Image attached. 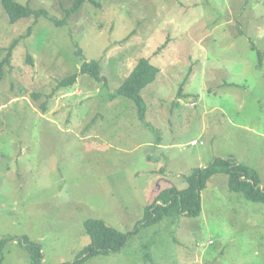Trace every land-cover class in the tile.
<instances>
[{
    "label": "rangeland",
    "instance_id": "1",
    "mask_svg": "<svg viewBox=\"0 0 264 264\" xmlns=\"http://www.w3.org/2000/svg\"><path fill=\"white\" fill-rule=\"evenodd\" d=\"M15 1L62 20L74 0ZM32 22L11 25L0 1V61L18 40L0 80V264H30L24 238L44 264L72 263L87 220L134 232L158 193L217 157L264 189V0H85L64 26L42 17L20 40ZM142 58L159 69L144 121L116 96ZM93 60L107 89L79 75ZM142 223L122 251L82 264H264V205L225 175L197 218Z\"/></svg>",
    "mask_w": 264,
    "mask_h": 264
},
{
    "label": "trees",
    "instance_id": "2",
    "mask_svg": "<svg viewBox=\"0 0 264 264\" xmlns=\"http://www.w3.org/2000/svg\"><path fill=\"white\" fill-rule=\"evenodd\" d=\"M1 7L8 16L11 25L16 24L19 20L32 18V24L27 31L19 39H28L42 17L49 19L56 27H62L67 23V19L72 14L77 13L82 7L85 0H74L72 6L65 9V18L62 20L53 19L44 9H34L29 4L22 5L15 0H0ZM18 40H15L7 49L6 56L0 61V80L3 76L5 66H10L12 52L16 47ZM75 47L78 48L75 43ZM77 54L81 55L78 49ZM261 55V54H260ZM159 69L152 65L148 59H140L126 80L117 89L116 96H123L133 101L137 115L140 120L144 121L146 114V105L142 97V91L156 79ZM79 75L88 76L99 84L108 88V80L101 75L100 60L83 62L79 69ZM77 75L69 76L59 82L60 87H71L77 81ZM182 86L178 95H181ZM37 96V95H36ZM43 110L45 107L43 106ZM216 175H225L227 177V186L231 193L240 194L244 199L252 203H260L264 205V189L260 188L259 177L254 170L239 164L233 158L213 159L205 168L193 170L185 177L186 187L178 190L175 187L164 189L155 196L154 201L145 208L142 221L148 223H158L165 217L173 215H185L189 218H197L201 213V192L206 188L209 180ZM142 221L135 227L134 232L122 233L112 227L107 226L102 221L87 220L83 229L89 237L90 243L82 250L78 259L72 263L64 264H82L90 258L98 256H108L111 253L122 251L130 237L138 230L139 226H143ZM9 240L0 241V250L3 251L5 244ZM18 244L26 251L30 264H44L41 247L29 243L26 238L18 242ZM3 255L0 261H2Z\"/></svg>",
    "mask_w": 264,
    "mask_h": 264
},
{
    "label": "built area",
    "instance_id": "3",
    "mask_svg": "<svg viewBox=\"0 0 264 264\" xmlns=\"http://www.w3.org/2000/svg\"><path fill=\"white\" fill-rule=\"evenodd\" d=\"M192 145L195 146V145H197V143L196 142H193Z\"/></svg>",
    "mask_w": 264,
    "mask_h": 264
},
{
    "label": "clouds",
    "instance_id": "4",
    "mask_svg": "<svg viewBox=\"0 0 264 264\" xmlns=\"http://www.w3.org/2000/svg\"><path fill=\"white\" fill-rule=\"evenodd\" d=\"M197 143V141H195ZM198 144V143H197ZM194 147V146H193Z\"/></svg>",
    "mask_w": 264,
    "mask_h": 264
}]
</instances>
